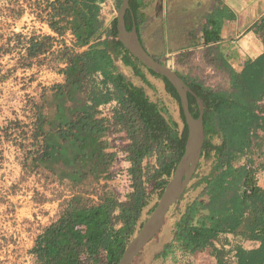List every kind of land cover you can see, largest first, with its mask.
Listing matches in <instances>:
<instances>
[{"label": "trees", "instance_id": "16d2710c", "mask_svg": "<svg viewBox=\"0 0 264 264\" xmlns=\"http://www.w3.org/2000/svg\"><path fill=\"white\" fill-rule=\"evenodd\" d=\"M104 1L35 0L32 8L17 0L7 8L18 20L29 7L58 36L71 32L75 38L72 46L63 41L55 49L56 36L14 34L23 40L22 58L27 61L23 67L52 53L57 71L65 77L64 83L44 87L42 102L35 108L34 150L29 152L33 167L52 171L59 182L70 178L72 191L28 251L37 264H92L93 256L101 252L107 264H118L143 224L138 222L152 194L161 196L185 151L188 125L181 103L179 130L145 88L120 70L118 60L145 83H149L145 70L161 76L180 102L176 88L145 67L118 39L117 18L105 26ZM133 1L125 16L128 29L137 18ZM115 2L119 8L122 0ZM250 31L260 40L262 53L246 64L243 73L233 68L218 45L210 46L218 67L229 73L230 89L191 82L177 71L196 94L189 93L191 109L197 97L204 105L206 138L192 182L175 204L164 258L177 251L209 252L216 264H264V187L257 179L264 171V13ZM205 35L206 44L213 41ZM82 47L87 48L79 50ZM46 106L56 108L52 118L45 114ZM122 142L126 144L119 148ZM120 151L130 161L124 176L130 186L126 198L114 191L92 200L90 191L81 187L99 182ZM153 156L156 162L150 161ZM88 175L94 180H83ZM190 191L194 193L186 198ZM82 224L84 231L79 228Z\"/></svg>", "mask_w": 264, "mask_h": 264}, {"label": "rangeland", "instance_id": "374dc122", "mask_svg": "<svg viewBox=\"0 0 264 264\" xmlns=\"http://www.w3.org/2000/svg\"><path fill=\"white\" fill-rule=\"evenodd\" d=\"M16 1L0 0V264H37L28 250L41 230L56 218L61 203L71 197L72 191L67 181L54 180L44 169L33 167L32 154L29 152L34 150L32 135L36 104L42 102L44 87L56 83L59 76L52 53L33 59L30 67H23L27 63L22 58L23 40L14 34L29 36L46 31L43 30L42 21L30 13L29 7L20 19H13L7 8H12ZM20 1L26 6L31 4L32 8L35 6V0ZM160 40V37L156 38L157 49L166 54L164 58L158 53L162 61L189 81L215 90L230 89L229 73L218 67L215 54L208 47L178 51L180 46L172 36L167 34L164 44H159ZM118 61L127 76L144 87L150 99L158 102L165 115L175 120L181 130L180 102L168 92L162 77L151 75L145 70L149 81L145 83L134 74L131 67ZM192 110L195 115H199L198 101L192 105ZM125 144L119 143V148ZM150 161L156 162V156ZM129 166L124 152L120 151L118 159L110 164L108 173L99 182L85 184L81 189L90 191L92 200L114 191L126 198L124 195L130 186L124 176ZM257 179L264 185V171L258 174ZM147 188L151 190V183L147 184ZM193 193H187L186 198ZM159 198L157 194H152L138 224L147 219L151 213H147L148 210H153ZM174 211L175 204L170 208L162 230L132 264H198L193 255H184L179 251L166 258L162 256L165 244L172 238ZM52 213L53 217L50 215ZM205 260L211 261L207 256ZM92 264H107L105 255L102 252L94 255Z\"/></svg>", "mask_w": 264, "mask_h": 264}, {"label": "crops", "instance_id": "0c3cea01", "mask_svg": "<svg viewBox=\"0 0 264 264\" xmlns=\"http://www.w3.org/2000/svg\"><path fill=\"white\" fill-rule=\"evenodd\" d=\"M133 6L137 15L135 24L141 41L150 54L159 57L160 60H162L160 56L165 58L166 54L163 50L157 49L156 38L160 37L159 44L161 42L164 44L167 34L175 38L180 46L178 51L200 46H206L211 50L210 46L218 45L226 60L239 73H243L246 64L262 53L260 40L250 31V27L264 13V0H134ZM42 27L46 33L55 34L49 26L42 24ZM206 32L213 37V41L207 44ZM64 37L65 40L62 42L66 41L69 46L74 44L75 38L71 32H67ZM151 47L153 49H150ZM86 48L82 47L79 50ZM117 64L125 73L119 61ZM57 73L59 78L56 83H64V75ZM56 111L55 107L46 106L44 109L50 118ZM110 164L107 165L108 168ZM44 171L54 180H60L52 171L47 169ZM63 180L69 181L70 178L64 177ZM83 180H94V176L88 175ZM259 184L264 187L260 182ZM193 256L198 264H216L209 252H196ZM206 256L210 262L205 260Z\"/></svg>", "mask_w": 264, "mask_h": 264}, {"label": "water", "instance_id": "95a60500", "mask_svg": "<svg viewBox=\"0 0 264 264\" xmlns=\"http://www.w3.org/2000/svg\"><path fill=\"white\" fill-rule=\"evenodd\" d=\"M129 8L130 0H122L117 15L118 39L145 67L167 78L176 88L188 125V136L185 151L177 163L173 175L167 182L157 204L125 247L118 264H132L146 245L162 230L170 208L182 199L192 182L201 160L206 138L204 105L201 99L197 97L200 112L196 116L192 112L189 100V93L196 95L194 91L176 70L150 54L140 39L135 23L131 29H128L125 16Z\"/></svg>", "mask_w": 264, "mask_h": 264}, {"label": "built area", "instance_id": "2783aa9c", "mask_svg": "<svg viewBox=\"0 0 264 264\" xmlns=\"http://www.w3.org/2000/svg\"><path fill=\"white\" fill-rule=\"evenodd\" d=\"M102 14L104 16L105 26L109 27L110 25H112V22L117 18V15H118V8H117L115 0H105L103 2V4H102ZM42 24L48 26V24L46 22H44V21H42ZM37 34H48V33L42 32V33H37ZM50 35H52V34H50ZM53 36L57 37V41L54 44V48L61 47L62 46V40H65L64 39L65 37L64 36L60 37L56 33ZM128 163L130 164V161H128ZM94 200L98 201V198H96ZM54 213L50 214L51 217L54 216ZM79 228L84 231L85 230L84 224L80 225Z\"/></svg>", "mask_w": 264, "mask_h": 264}]
</instances>
